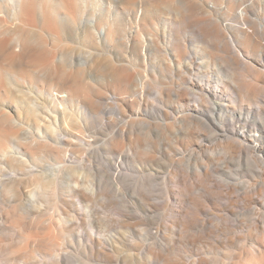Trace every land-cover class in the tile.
I'll list each match as a JSON object with an SVG mask.
<instances>
[{"label":"rangeland","instance_id":"1","mask_svg":"<svg viewBox=\"0 0 264 264\" xmlns=\"http://www.w3.org/2000/svg\"><path fill=\"white\" fill-rule=\"evenodd\" d=\"M245 6L250 22L264 25V0H247ZM129 23L134 30L133 20ZM124 33L134 35L122 25L116 52L100 59L132 67L134 81L145 82L142 92L140 87L135 93L110 91L95 114L82 113L78 124L60 122L58 134L41 135L40 140L32 118L30 128L15 119L0 123V129L19 136L9 146L20 145L23 151L20 162L0 156L2 249L17 245L20 231L37 232L33 219L40 215L56 220L64 253L61 259H31L28 264H233L251 258L264 250V163L249 166L250 155L232 152L233 143L215 126L222 119L229 130L231 119L247 105L237 89L243 70L221 61L225 66L219 75L212 72L217 67L210 71L209 79L219 76L228 85L217 96L225 101H219L202 89L207 78L160 75L161 57L155 51H148L147 65L136 61L133 51L123 49ZM191 40L193 46L199 44ZM159 43L162 47L161 39ZM254 62L264 85V56ZM258 97L264 107V88ZM213 103L228 105L215 121ZM255 120L264 151V110ZM119 154L122 163L116 172ZM54 159L69 168L60 191L34 207L29 170L42 172ZM150 168L160 171L159 177L147 179L141 173ZM113 178L120 191L111 186ZM19 180L20 190L14 185ZM12 217L20 225L13 226ZM88 239L94 245L87 246ZM9 259L0 253V260Z\"/></svg>","mask_w":264,"mask_h":264},{"label":"bare ground","instance_id":"2","mask_svg":"<svg viewBox=\"0 0 264 264\" xmlns=\"http://www.w3.org/2000/svg\"><path fill=\"white\" fill-rule=\"evenodd\" d=\"M246 1L0 0V123L15 119L18 124L24 122L29 127L28 121L32 118L40 140L41 135L58 134L60 122L78 124L83 122L82 113L95 114L110 91L135 93L140 87L142 92L145 82L134 81L132 67L119 68L110 59L106 63L100 59L116 52L123 25L134 33L130 37L127 33L122 35L123 49L133 51L136 61L147 65L148 51H155L161 57L162 68H156L160 75L175 73L207 78L202 89H207L208 95L219 101H225L217 96L228 85L219 76L209 79L210 71L217 67L218 71L212 72L219 75L225 66L221 61L242 69L237 89L247 105L231 119L229 130L221 123L222 119L215 126L233 143L232 152L245 151L250 155L249 166L264 163L263 142L255 126L259 119L255 118L264 110L258 97L264 88L263 73L254 65V60L264 56V25L250 22ZM130 20L134 22V30ZM192 38L199 44L193 46ZM105 80L107 85H103ZM203 100L199 97V102ZM224 107L228 105L213 103L211 120L215 121L217 116L222 118ZM235 122H241L242 126L236 128ZM12 138L19 136L12 129H0V156L20 162L23 151L20 145L9 146ZM118 160L116 172L122 163L121 154ZM65 165L54 159L42 172L29 170L35 187L29 192L32 206L54 199L50 197L60 191L62 174L69 169ZM150 170L141 173L147 179L159 177L160 171ZM20 181L14 184L17 188ZM110 184L115 192L121 190L114 186L117 179L113 178ZM75 188H79L77 183ZM42 217L33 219V228L38 230L34 234L20 231L17 245L2 249L0 241V253L10 255L9 261H14L11 264H28L31 259H61L63 232L53 217L47 220ZM11 222L13 226L20 225L13 217ZM114 240L112 237L108 242ZM92 245L88 239L87 246ZM9 261L0 260V264H9ZM233 264H264V250Z\"/></svg>","mask_w":264,"mask_h":264}]
</instances>
